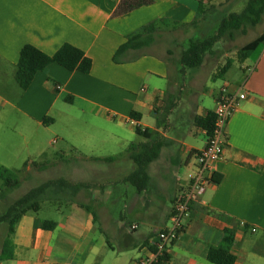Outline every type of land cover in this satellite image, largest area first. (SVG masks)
<instances>
[{
	"label": "crops",
	"instance_id": "crops-1",
	"mask_svg": "<svg viewBox=\"0 0 264 264\" xmlns=\"http://www.w3.org/2000/svg\"><path fill=\"white\" fill-rule=\"evenodd\" d=\"M120 1L0 0V166L8 168V163L1 161L6 154L23 166L26 163V169L65 158L63 151H50L57 140L45 137L48 128L62 119L66 126L77 125L71 127L77 133L75 141L61 135L80 161V169L70 172L69 181L91 186L73 201L61 203L56 209L58 221L41 220L37 213L24 215L13 236V257L7 261L104 264L110 253L112 264H135L145 253L148 239L168 227L179 183L193 169L196 154L206 144L204 131L193 125L194 118L214 112L221 88L227 87L246 98L231 115L222 158L213 164V181L217 182L192 203L163 264H211L207 252L211 247H225L226 229L233 232L228 249L235 257L234 264H264V47L257 48L260 52L253 65L240 67L238 79L228 74L237 60L221 78L211 74V80L220 83L208 87L206 94L201 70L181 73L179 57L195 34L197 24L191 23L198 17L199 1L214 6L223 0H155L115 15ZM153 22L150 46L114 58L129 35ZM64 44L81 50L91 60L90 72H70L52 63L37 72L23 90L16 81L22 47L31 45L52 56ZM205 100L211 107H205ZM74 105L80 115L70 112L68 107ZM131 112L141 116L138 122L130 118ZM84 116L113 123L130 136L142 138L134 144L146 142L135 132L136 126L151 131V139L162 142L149 172L151 230L140 229L138 221L121 224L106 208L113 194L122 193L116 185L125 187L123 179L133 169L119 168L130 161L127 148L132 139L100 126L80 127ZM45 118L51 121L44 124ZM118 150L126 155L114 162L91 160L114 157ZM49 156L51 161L46 159ZM95 165L119 167L104 173ZM97 173L105 175L97 177ZM92 176L112 180L107 181L113 183L112 189L99 186L96 190L99 180ZM80 197L85 201H79ZM43 221L53 222L54 228L42 229ZM133 225L135 230H131ZM109 230L116 247L108 242Z\"/></svg>",
	"mask_w": 264,
	"mask_h": 264
},
{
	"label": "trees",
	"instance_id": "trees-1",
	"mask_svg": "<svg viewBox=\"0 0 264 264\" xmlns=\"http://www.w3.org/2000/svg\"><path fill=\"white\" fill-rule=\"evenodd\" d=\"M155 0H121L115 9V15H121L133 11L142 6L150 5ZM216 9L213 5H205L199 1L198 17L191 24L196 25L200 22L201 17L207 15V11ZM264 16V0H248L245 7L238 13L229 12L222 16L216 31L207 37L191 38L188 40L186 48L181 52L179 57L180 71H191L199 69L207 55L213 53L214 46L225 35L233 36L236 31L244 33L246 26L254 27L259 24ZM155 25L150 23L140 32L129 35L126 41L121 45L115 53L114 58L128 50H138L150 46L154 41L153 32ZM261 44H264V33L242 46L236 52V60L239 63H244ZM56 63L64 69L72 72L78 71L83 74H88L91 69V60L87 58L83 52L69 44L61 46L52 56L46 55L37 48L31 45H25L20 52L18 69L16 72V81L19 86L26 90L35 74L43 71L49 64ZM233 60L227 59L226 63L220 67L214 78H221L222 75L232 65ZM67 102L71 98L66 99ZM140 115L136 112L130 113V118L135 121L140 120ZM215 114L213 111H208L203 116H196L193 125L196 128L203 130L207 135H210L214 126ZM51 119L45 118L43 123L46 124ZM135 132L142 136L146 142L141 144H130L127 148L128 159L133 163V169L124 177L123 183L133 186L139 193L147 192L151 187V176L149 167L151 162L158 156L162 147V142L151 139V131L142 129L136 126ZM62 159V158H61ZM92 161H105L108 163L114 162L116 158L110 157L103 160L91 158ZM64 161V160H63ZM62 161V162H63ZM42 164L32 167L38 172H43L50 167L56 165ZM27 164H24L26 170ZM0 180L3 182V187L0 189V198L6 199L15 189L20 186L18 174L6 167L0 166ZM217 182V181H213ZM90 184L84 182H70L64 177L49 179L40 185L30 189L24 195L14 200L0 214V225L7 226L6 236L1 245L0 264L2 261H7L13 257V236L19 220L27 213H38L41 203L44 201H73L74 197L83 190L90 189ZM88 208L87 206H83ZM55 224L51 221H43L40 227L44 230L53 229ZM246 228V227H245ZM223 243L225 247H211L207 252V260L211 264H234L235 257L229 252V246L233 242V232L226 229L224 231ZM167 254L164 255L158 262L163 264L167 261Z\"/></svg>",
	"mask_w": 264,
	"mask_h": 264
},
{
	"label": "rangeland",
	"instance_id": "rangeland-1",
	"mask_svg": "<svg viewBox=\"0 0 264 264\" xmlns=\"http://www.w3.org/2000/svg\"><path fill=\"white\" fill-rule=\"evenodd\" d=\"M248 0H223L221 3H215L214 7L216 9H213L211 11H207L204 17H201L200 22L197 24V28H195V34L192 38H203L212 35L219 24V21L222 16H225L229 12H240L246 5ZM264 33V16L262 17L261 21L258 25L254 27L246 26V31L242 33L241 31H236L233 33V36L230 37L229 35H225L224 38H222L215 46L213 53L210 55H207L204 59V62L202 66L198 69L202 74L203 80V89L205 90V93L207 94L208 87L210 88L214 83H220V80H211L210 75L213 76L217 73L218 69L222 67L227 59L236 60V52L238 49H240L245 44L249 43L259 35ZM191 39V38H190ZM264 44L260 45V48H263ZM260 48L255 50L251 53L250 57L244 62V63H234V65L229 70V75L231 76V79H238L241 72L240 67L241 66H248L253 65L255 62L259 52ZM203 95V94H201ZM205 97V96H204ZM207 100V99H206ZM205 100V107H211L212 104L209 102V106H206L207 101ZM70 109V112L72 114L80 115L79 111L76 108V105L72 107H68ZM144 123L149 124L148 120H145ZM77 125H72L71 127H74ZM86 126H97V127H104L108 128L109 130H115L117 133L122 134L125 138L132 139V143H138L142 141V138L140 137H132L128 134L125 128H119L113 123L104 124L103 122H98L94 118L89 116H84L82 119V123L80 124V127H86ZM70 127V123L64 125L63 120L59 119V122L54 125L50 126L48 130L46 131L45 137L50 138V140H57V143L53 145V147H50V151L52 153H59L60 151H63L65 153V158H62L57 160L56 162H51L50 164L57 163L56 165L50 167L49 169L38 172L35 170L32 166L30 168H27L26 170L23 167L22 162L19 159H14L10 157V154H6L3 156H7L5 158H1L2 160H5V163H8V168L12 169L18 174L19 180H20V186L15 189L6 199L0 198V214L4 211V209L11 204L14 200L18 199L22 195H24L26 192H28L30 189L40 185L41 183L49 180L54 179L58 177H64L69 180L70 178V172L74 169H80V167H77L78 163L80 162L75 155V152L73 151V148L69 143H67L66 139H63L61 135H65L66 137H69L73 139L74 141L77 139V133L74 132ZM126 127V126H125ZM132 137V138H131ZM202 139V137L199 136V141ZM126 155V152L124 150H118L115 152V158H123ZM2 156V157H3ZM53 157H47L46 159H52ZM44 159V158H43ZM42 160V159H41ZM64 160V161H63ZM38 161V160H37ZM51 161V160H50ZM63 161V162H62ZM76 165V166H75ZM121 166H109V165H95L96 168H98L99 171H104L106 173V170L108 169V173H110L111 169L116 170L117 167L123 169H129V167L133 168V163L131 161H128V163L120 164ZM92 166V165H88ZM77 167V168H76ZM149 172L151 174V167L149 169ZM97 177L103 176L105 174L103 173H97ZM103 174V175H102ZM98 179L99 182H95L96 190H100L99 186L103 188L102 190L109 187V190L112 189L110 185H113V183H109L112 180H109L108 178L105 179V176ZM101 180V181H100ZM109 181V182H107ZM118 188L122 191L120 195L113 194L112 198L108 201L106 208L108 210H111V215L113 216L117 222L123 223H132L134 221H138L140 224V229L144 230L146 228H149L151 230V187L147 192L139 193L133 186L126 184L125 187ZM3 187V182L0 180V189ZM122 188V189H121ZM108 189V188H107ZM88 191L86 194H89ZM79 201H85V198H79ZM61 203H65V201H44L41 203V208L39 212L37 213V216L41 219H48V220H55L58 221L59 214L57 213L56 209L63 205ZM169 206V203L166 204ZM65 210L64 208H62ZM128 210H137L134 213H131ZM140 210V213H139ZM139 213V214H137ZM120 218H123L124 220H120ZM7 232V226L5 224L0 225V251H1V245L2 242L6 236ZM108 235V242L113 246L116 247V244L113 243V237L112 232L109 230L107 232ZM248 238L256 239L258 236H252L248 235ZM118 254V253H117ZM106 260V259H105ZM1 264H12L10 261H2ZM104 264H112V257L110 253L107 256V260L104 261Z\"/></svg>",
	"mask_w": 264,
	"mask_h": 264
},
{
	"label": "built area",
	"instance_id": "built-area-1",
	"mask_svg": "<svg viewBox=\"0 0 264 264\" xmlns=\"http://www.w3.org/2000/svg\"><path fill=\"white\" fill-rule=\"evenodd\" d=\"M245 98L244 93L231 92L227 87L221 88L216 99L212 132L210 135L204 132L206 144L196 154L193 169L179 183L169 217V225L148 239L145 253L137 259L135 264H158L177 240L185 220L189 217L192 203L202 196L208 186L213 183L212 167L222 158L229 119ZM136 228V225L131 226V230Z\"/></svg>",
	"mask_w": 264,
	"mask_h": 264
}]
</instances>
